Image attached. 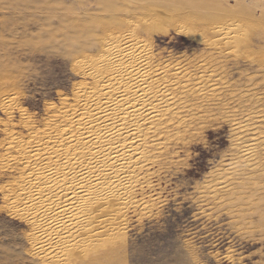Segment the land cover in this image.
Here are the masks:
<instances>
[{
  "label": "rangeland",
  "instance_id": "rangeland-1",
  "mask_svg": "<svg viewBox=\"0 0 264 264\" xmlns=\"http://www.w3.org/2000/svg\"><path fill=\"white\" fill-rule=\"evenodd\" d=\"M74 177L98 221L45 226ZM0 264H264V0H0Z\"/></svg>",
  "mask_w": 264,
  "mask_h": 264
},
{
  "label": "bare ground",
  "instance_id": "bare-ground-1",
  "mask_svg": "<svg viewBox=\"0 0 264 264\" xmlns=\"http://www.w3.org/2000/svg\"><path fill=\"white\" fill-rule=\"evenodd\" d=\"M203 6H205V4H203ZM209 7H210V6H209ZM213 7H214V5H213ZM207 9H208V8H207ZM234 18H235V17H234ZM238 18H239V17H237V19H238ZM243 19H244V18H243ZM221 21H222V20H221ZM242 21H243V20H242ZM250 22H251V21H250ZM216 24H218V23H216ZM155 25H156V24H155ZM155 25L153 24L154 27H155ZM248 25H249V24H248ZM156 26H157V25H156ZM239 26H240V25H239ZM242 26H243V25H242ZM157 27H158V26H157ZM155 29H156V28H155ZM157 29H158V28H157ZM231 29H232V28H231ZM152 30L154 31L153 28H152ZM247 30H248V29H247ZM156 31H157V30H156ZM156 31H155V32H156ZM155 32H154V33H155ZM159 33H160V32H159ZM114 36H115V35H114ZM121 36H123V35H121ZM125 37H126V36H125ZM126 38H127V37H126ZM129 38H130V37H129ZM135 38H136V36H135ZM130 39H131V38H130ZM130 39H129L127 42H130V43L132 42V43H133V42H134V40H133L134 37H133V39H131V40H130ZM122 40H123V38H122ZM122 40H121V41H122ZM241 40H242V39H241ZM123 41H124V40H123ZM111 42H113V40H111ZM121 43H122V42H121ZM124 43H125V42H124ZM124 43H123V44H124ZM228 43H229V42H228ZM112 45H113V44H112ZM117 45H118V44H117ZM126 45H127V44H126ZM132 45L134 46V44H132ZM114 46H115V45H114ZM127 46H128V45H127ZM110 47H111V46H109V48H110ZM130 47L132 48V46H130ZM139 47H140V46H139ZM143 47L145 48L144 45H143ZM121 48H122V46H116V47H112V48H111V49L113 50V55H112L113 58L110 59V60H111V62H113L114 64H117V63L121 62L122 58H124V60H125V57H127V55H128V54H125V52H124L123 49H121ZM141 48H142V47H141ZM126 50H127V49H126ZM139 50H141V49H139ZM144 50H145V49H144ZM127 52H129V50H128ZM141 53H142V52H141ZM144 53H145V51H144ZM131 54H133V53H131ZM110 55H111V54H110ZM135 55H136V53H135ZM135 55H134V56H135ZM141 55H142V54H141ZM128 56H129V55H128ZM130 56H131V55H130ZM136 56H137V55H136ZM144 56H145V55H144ZM146 56H147V55H146ZM146 56H145V57H146ZM108 58H109V57H108ZM110 58H111V57H110ZM133 58H136V57H133ZM142 59H143V58H142ZM150 60H151V59H150ZM105 61H106V60H105ZM127 61H128V60H127ZM134 61H135V60H134ZM146 62H147V57H146V59H144V60L136 61V62L134 63L135 65H133L132 69L130 68V72H129L130 76H127V77H131L132 80H135L136 83H137V85H139L140 83H142L141 81H143V80H141V79H144V78L146 79V75L149 74L148 72H144V67L148 64V63H146ZM113 63H112V65H113ZM126 63H127V62H126ZM127 64H128V63H127ZM129 64H130V63H129ZM109 65H110V64H109ZM130 65H131V64H130ZM120 66H121V65H120ZM126 67H127V66H126ZM130 67H131V66H130ZM147 67H148V66H147ZM147 67H146V68H147ZM114 68H115V67H114ZM120 68H121V67H120ZM116 69H117V68H116ZM124 69H125V68H124ZM147 69H148V68H147ZM150 69H151V68H150ZM122 70H123V68H122ZM128 70H129V69H128ZM151 70H152V69H151ZM101 71H102V70H101ZM101 71H100V72H101ZM119 71L121 72V70H119ZM154 71H155V70H154ZM122 72H123V71H122ZM101 73L103 74V72H101ZM112 73L114 74V70H113ZM123 73H124V72H123ZM129 74H128V75H129ZM94 75H95V74H94ZM122 75H123V74H122ZM103 76H104V75H102V77H103ZM99 77H100V76H99ZM102 77H100V78H102ZM114 77H115V76H114ZM150 77H151V76H150ZM150 77L147 78V79H151ZM103 78H104V77H103ZM110 78H111V77H110ZM112 78H113V76H112ZM120 78H121V77H120ZM120 78H119V79H120ZM124 78H125V77H124ZM131 78H129V79H131ZM116 79H118V78H116ZM120 80H121V79H120ZM123 80H124V79H123ZM129 81H130V80H128V83H130ZM148 81H149V80H148ZM118 82H119V80H118ZM123 82H124V81H123ZM126 82H127V80H126ZM145 82H147V81H145ZM116 83H117V81L115 82V84H116ZM186 83H187V82H186ZM111 84H112V83H111ZM119 84H120V82H119ZM126 84H127V83H126ZM113 85H114V84H113ZM127 85H128V84H127ZM135 85H136V84H135ZM162 85H163V84H162ZM117 86H118V85H117ZM120 86H121V85H120ZM124 86H125V85H124ZM132 86H133V85H132ZM139 86H140V85H139ZM115 87H116V86H115ZM125 87H127V86H125ZM166 87H167V86H166ZM170 87H171V86H170ZM123 88H124V87H123ZM147 88H149V87H147ZM112 89H113V88H112ZM144 89H145V88H144ZM153 89H154V88H153ZM117 90H118V87H117ZM122 90H123V89H122ZM149 90H150V89H148V92H149ZM142 91H143V90H142ZM128 92H129V91H128ZM146 92H147V91H146ZM143 93H144V92H143ZM149 93H150V92H149ZM112 94H113V92H112ZM112 94H110V96H111ZM136 94H137V93H136ZM138 94H139V93H138ZM141 94H142V93H141ZM144 94H145V93H144ZM151 94H152V93H151ZM151 94H150V95H151ZM158 94H159V93H158ZM164 94H165V93H164ZM168 94H169V93H168ZM124 95H125V94H124ZM128 95H130V94H128ZM148 95H149V94H148ZM148 95H146V96L148 97ZM150 95H149V96H150ZM138 96H140V95H138ZM142 96H143V94H142ZM146 96H145V97H146ZM111 97H113V96H111ZM111 97H110V98H111ZM125 97H126V96H125ZM127 97H128V96H127ZM127 97H126V98H127ZM129 97H130V96H129ZM136 97H137V96H136ZM174 97H175V96H174ZM108 98H109V97H108ZM132 98H133V97H132ZM101 99H103V98H101ZM113 99H115V98H113ZM119 99L121 100V97H120ZM128 99H129V98H128ZM165 99H166V98H165ZM103 100H104V99H103ZM110 100H111V99H110ZM137 100H138V99H137ZM137 100H136V101H137ZM142 100H144V98H143ZM142 100H141V101H142ZM148 100L150 101V99H148ZM99 101H100V103L102 102L100 99H99ZM126 101H127V100H126ZM141 101H139V102L141 103ZM95 102H96V101H95ZM105 102H107V101H105ZM108 102H110V101H108ZM111 102H112V100H111ZM123 102H125V101H123ZM144 102H145V101H144ZM152 102H154V100H153ZM116 103H117V102H116ZM121 103H122V102H121ZM133 103H134V102H133ZM135 103H137V102H135ZM147 103H148V102H147ZM93 104H94V103H93ZM98 104H99V103H98ZM111 104H112V103H111ZM127 104H129V103H127ZM142 104H143V102H142ZM105 105H106V103H105ZM107 105H110V104H107ZM122 105H123V104H122ZM125 105H126V104H125ZM138 105H140V104H138ZM175 105H176V104H175ZM101 106H102V103H101ZM155 106H156V105H155ZM161 106H162V105H161ZM182 106H183V105H182ZM90 107H91V106H90ZM105 107H106V106H105ZM114 107H115V106H113L112 108H114ZM146 107H147V106H146ZM149 107H150V106H149ZM151 107H152V106H151ZM97 108H99V107H97ZM128 108H131V105H130V107H128ZM138 108H139V106H138ZM156 108H157V107H156ZM159 108H160V107H159ZM99 109H100V108H99ZM103 109H104V108H103ZM105 109L108 110L107 108H105ZM109 109H110V108H109ZM115 109H116V108H115ZM117 109H118V108H117ZM120 109H121V108H119V111H120ZM122 109H123V106H122ZM122 109H121V110H122ZM162 109H163V108H162ZM106 110H103V111L107 112ZM125 110L127 111V109H125ZM131 110H132V109H131ZM99 111L101 112V110H99ZM109 111H110V110H109ZM114 111H115V110H114ZM119 111H117L118 114L120 113ZM135 111H137V110H135ZM135 111H132V112L134 113ZM141 111L144 112V110H141ZM141 111H140V112H141ZM152 111H153V110H152ZM152 111H151V112H152ZM154 111H155V110H154ZM110 112H111V111H110ZM110 112H107V113L109 114ZM123 112H124V111H123ZM123 112H122V113H123ZM145 112H147L146 109H145ZM155 112H157V111H155ZM127 113H128V112H127ZM130 113H131V112H130ZM148 113L150 114V112H148ZM108 114H103V116H104V115H108ZM120 114H121V113H120ZM128 114H129V113H128ZM149 114H148V116H149L150 118H152ZM159 114H161V113H159ZM159 114H157V115H159ZM98 115H99V113H98ZM98 115H96V116H98ZM112 115H114V114H112ZM115 115H116V113H115ZM123 115H125V114L123 113ZM123 115H122V116H123ZM133 115H134V114H133ZM136 115H137V114H136ZM151 115H153V114H151ZM85 116H86V115H85ZM85 116H84V118H85ZM100 116H101V114H100ZM131 116H132V114H130L129 117L131 118ZM161 116H162V115H161ZM90 117H91V116H90ZM110 117H111V115H110ZM110 117H109V118H110ZM115 117H116V116H115ZM120 117H121V116H120ZM141 117H142V116H141ZM157 117H158V116H157ZM101 118H102V116H101ZM104 118H105V117H104ZM127 118H128V116H127ZM134 118H135V116H134ZM150 118H149V119H150ZM154 118H156V116H155ZM88 119H89V118H88ZM94 119H95V118H94ZM97 119H98V118H97ZM110 119H111V118H110ZM110 119H108V121H109ZM116 119H117V118H116ZM136 119H139V118L136 117ZM136 119H135V120H136ZM146 119H147V118H146ZM159 119H160V118H159ZM98 120H99V119H98ZM101 120H102V119H101ZM111 120H112V119H111ZM132 120H134V119H132ZM132 120L130 119L131 122H132ZM139 120H140V119H139ZM139 120H138V121H139ZM147 120H148V119H147ZM147 120H145V121L148 123L149 120H148V121H147ZM150 120H151V119H150ZM93 121H94V120H93ZM117 121H118V119H117ZM117 121H116V122H117ZM127 121H129V118H128ZM143 121H144V116H143ZM143 121H142V123H143ZM151 121H153V119H152ZM89 122H90V120H89ZM94 122H95V121H94ZM103 122H104V121H103ZM116 122H115V123H116ZM120 122H121V119H120ZM120 122H118V123L120 124ZM136 122H137V121H136ZM140 122H141V121H140ZM140 122H139V123H140ZM107 123H109V122H107ZM107 123H106V124H107ZM118 123H117V124H118ZM132 123H133V122H132ZM235 123H236V122H235ZM85 124L87 125V123H85ZM91 124H94V123L91 122ZM95 124H96V123H95ZM109 124L112 125L113 123H112V124L109 123ZM117 124H116V125H117ZM121 124H122V122H121ZM126 124H127V123H126ZM128 124H130V123H128ZM150 124H151V123H150ZM244 124H245V123H244ZM74 125H75V124H74ZM98 125H99V124H98ZM102 125H103V124H102ZM102 125H100V128H99L98 130H101V128H102V130H103V128H104L105 125H103V126H102ZM144 125H145V122H144ZM154 125H155V124H154ZM91 126H92V125H89V127H91ZM107 126H108V125H107ZM114 126H115V124H114ZM114 126L112 125L113 128H116V127H114ZM123 126H124V125H123ZM129 126H131V125H129ZM132 126H135V125H132ZM132 126H131V127H132ZM137 126H138V123H137ZM139 126H140V125H139ZM142 126H143V125H142ZM74 127H75V126H74ZM98 127H99V126H98ZM110 127H111V126H110ZM135 127H136V126H135ZM82 128H83V127H82ZM107 128H109V127H107ZM113 128H112V129H113ZM121 128H122V127H121ZM129 128H130V127H129ZM136 128H137V127H136ZM70 129H71V128H70ZM109 129H110V128H109ZM123 129H124V128H123ZM127 129H128V128H127ZM87 130H88V129H87ZM98 130L96 129L95 131H98ZM102 130H101V131H102ZM107 130H108V129H107ZM115 130H116V129H115ZM125 130H126V128L124 129V131H125ZM120 131L122 132L123 130L120 129V130H117L116 132L119 133ZM124 131H123V132H124ZM73 132H74V131H73ZM91 132H92V131H91ZM91 132H90V133H91ZM98 132H99V131H98ZM102 132H103V131H102ZM106 132H109V131H106ZM110 132H111V131H110ZM129 132H130V131H129ZM131 132H132V131H131ZM135 132H136V131H135ZM140 132H141V131H140ZM100 133H101V132H100ZM125 133H126V132H125ZM82 134H83V132H82ZM87 134H88V133H87ZM98 134H99V133H98ZM98 134H97V135H98ZM107 134H108V133H107ZM131 134H132V133H131ZM140 134H141V133H140ZM104 135H105V134H104ZM109 135H111V134H109ZM109 135H108V136H109ZM116 135H117V134H116ZM134 135H135V133H134ZM76 136H77V135H76ZM88 136H89V134H88ZM88 136H87V138H88ZM99 136H100V137H99V141L104 140V139L101 137L102 134H100ZM105 136H106V135H105ZM125 136H126V135H125ZM130 136H131V135H130ZM136 136H137V135H136ZM138 136H139V135H138ZM148 136H149V135H148ZM153 136H154V135H153ZM71 137H73V136H71ZM90 137L93 138V136H90ZM110 137H111V136H110ZM122 137H123V136H122ZM64 138H65V137H64ZM91 138H88V139H89V142H90V139H91ZM106 138H107V136H106ZM131 138H132V137H131ZM137 138H138V137H137ZM54 139H55V138H54ZM75 139H76V138H75ZM80 139H81V138H80ZM109 139H110V138H108L107 140H109ZM125 139L127 140V137H126ZM70 140H71V139H70ZM73 140H74V139H73ZM107 140L105 139V141H107ZM120 140H122V139H120ZM123 140H124V139H123ZM137 140H138V139H137ZM47 141H48V140H47ZM68 141H69V140H68ZM99 141H98V142H99ZM110 141H111V140H109V143H110ZM117 141H118V140H117ZM128 141H129V140H128ZM85 142H86V141H85ZM85 142H84V143H85ZM112 142H113V141H111V144H112ZM131 142H132V141H131ZM145 142H146V141H145ZM72 143H73V142H72ZM82 143H83V142H82ZM91 143L93 144V143H94V140H93ZM100 143H101V142H100ZM107 143H108V142H107ZM117 143H118V142H117ZM125 143H127V142H125ZM48 144H49V143H48ZM60 144H61V143H60ZM78 144H79V143H78ZM87 144H89V143H88V140H87ZM98 144H99V143H98ZM98 144H97V145H98ZM104 144H105V143H104ZM104 144H103V145H104ZM114 144H115V143H114ZM119 144H120V143H119ZM144 144H145V143H144ZM61 145H64V144H61ZM73 145H74V144H73ZM84 145H85V144H84ZM97 145H96V146H97ZM99 145H100V144H99ZM115 145H116V144H115ZM121 145H122V144H120V146H121ZM56 146H57V145H56ZM88 146H89V145H88ZM90 146H91V144H90ZM92 146H93V145H92ZM94 146H95V143H94ZM113 146H114V145H113ZM158 146H159V145H158ZM74 147H75V146H74ZM98 147H99V146H98ZM101 147H102V144H101ZM106 147H108V146L106 145ZM122 147H123V145H122ZM122 147H119V146L111 147V149L109 148V149H110V153L107 154V152L105 151L107 155L103 152V155H105L103 158H105V159L100 158V153H99V156H98L97 158L94 157V159L96 158V159H98L100 162H102V163L104 162L105 165H106L108 159H110V158H111V159H114V157H112V156H114V155H112V154H115V153L120 154V153H122L123 150L120 149V148H122ZM95 148H96V147H95ZM95 148L92 147V150H90V151L92 152L93 150H96ZM99 148H100V147H99ZM99 148H98V149H99ZM83 149H84V148H83ZM86 149H88V148H86ZM102 149H103V148H102ZM128 149H129V148H128ZM128 149H127V151H128ZM55 150H56V149H55ZM66 150H67V149H66ZM99 150H100V149H99ZM106 150H107V149H106ZM125 150H126V148H125ZM130 150H132V149H130ZM130 150H129V151H130ZM142 150H143V149H142ZM74 151H75V150H74ZM83 151H84V150H83ZM108 151H109V150H108ZM76 152H77V151H76ZM81 152H82V151H81ZM97 152H98V151H97ZM99 152H100V151H99ZM61 153H62V152H61ZM83 153H84V152H83ZM86 153H87V152H86ZM68 154H69V152H68ZM73 154H74V152H73ZM76 155H77V154H76ZM80 155H81V154H80ZM83 155H84V154H83ZM111 155H112V156H111ZM126 155H127V154H126V152H125V153H123V154L118 155V156L115 158L116 160L114 159V160L116 161V164H118V166H119V163H117L118 158L121 157V156L126 158ZM74 156H75V155H74ZM74 156H73V157H74ZM94 156H95V155H94ZM59 157H60V156H59ZM75 157H76V156H75ZM83 157H85V156H83ZM129 157H130V156H129ZM71 158H72V157H71ZM87 158H89V156H88ZM91 158H92V157H91ZM62 159H64V158H62ZM67 159H68V158H67ZM67 159H66V160H67ZM79 159H80V158H79ZM85 159H86V158H85ZM89 159H90V158H89ZM111 159H110V160H111ZM120 159H121V158H120ZM120 159H119V160H120ZM66 160H65V161H66ZM68 160H69V159H68ZM83 160H84V159H82V161H83ZM86 160H87V159H86ZM86 160H85V161H86ZM114 160H113V161H114ZM119 160H118V162H120ZM140 160H141V159H140ZM58 161H59V160H58ZM60 161H61V160H60ZM62 161H63V160H62ZM71 161H72V160H71ZM74 161H75V160H74ZM80 161H81V160H80ZM90 161H91V160H90ZM96 161H97V160H96ZM83 162H84V161H83ZM86 162H87V161H86ZM97 162H98V161H97ZM108 162H109V161H108ZM121 162H122V159H121ZM146 162H147V161H146ZM60 163H61V162H60ZM64 163H65V162H64ZM69 163H70V162H69ZM71 163H72V162H71ZM77 163H78V162H76V165H77ZM98 163H99V162H98ZM102 163H101V164H102ZM135 163H136V162H135ZM248 163H249V162H248ZM62 164H63V163H62ZM65 164H67V163H65ZM93 164H97V163H96V162H95V163L93 162ZM108 164H109V163H108ZM70 165L72 166V164H70ZM70 165H69V166H70ZM73 165H74V164H73ZM79 165H80L81 168H82L83 166H84V168H85V165H84V164L81 163V164H79ZM79 165H78V166H79ZM120 165H121V164H120ZM124 165H125V164H124ZM59 166H61V165H59ZM69 166H68V167H69ZM87 166H88V163H87ZM108 166H109V165H108ZM110 166H111V165H110ZM110 166H109V167H110ZM112 166H113V164H112ZM112 166H111V168L114 167V166H113V167H112ZM115 166H116V165H115ZM118 166H117V167H118ZM122 166H123V165H122ZM132 166H133V165H132ZM74 167H75V165H74ZM74 167H73V168H74ZM76 167H77V166H76ZM91 167H93V166H91ZM101 167H102V166H101ZM105 167H106V166H105ZM109 167H108V168H109ZM123 167H124V166H123ZM136 167H137V166H136ZM69 168H70V167H69ZM69 168H68V169H69ZM71 168H72V167H71ZM81 168H80V169H81ZM84 168H83V169H84ZM88 168H89V167H88ZM93 168H94V167H93ZM96 168H98V166H97ZM121 168H122V167H121ZM128 168H129V167H128ZM76 169H78V168H76ZM109 169H110V168H109ZM113 169H114V168H113ZM125 169H126V168H125ZM69 170H70V169H69ZM69 170H68V171H69ZM90 170H92V172L94 171V170L91 169V168H89V171H88V170H86V171L90 172ZM105 170H106V168H105ZM107 170H108V169H107ZM111 170H112V169H111ZM129 170H130V169H129ZM134 170H135V169H134ZM61 171H62V170H61ZM65 171H66V170H65ZM76 171H77V170H76ZM113 171H114V170H113ZM113 171H111V172H113ZM120 171H121V170H120ZM57 172H58V171H57ZM74 172H75V171H74ZM82 172L84 173L85 171H82ZM92 172H90V173L92 174ZM109 172H110V171H108V174H110ZM116 172H117V170L115 169V173H116ZM59 173H61V172H59ZM63 173H64V172H63ZM77 173H78V172H77ZM83 173H82V174H83ZM93 173H94V175H96L95 177H97L98 179H100V178L102 179V177H103V176H102V173H103V172H102V168L95 169V171H94ZM117 173H118V172H117ZM126 173H127L128 177H132V178H133V177L135 176V175H134L132 172H130V171H127ZM135 173H136V172H135ZM52 174H53V173H52ZM57 174H58V173H57ZM57 174H56V175H57ZM66 174H67V173H66ZM75 174H76V172H75ZM75 174H74V175H75ZM108 174H106V175H104V176H106V178H107V175H108ZM113 174H114V173H113ZM121 174H122V173H121ZM121 174H120V175H121ZM123 174H124V173H123ZM132 174H133L134 176H132ZM50 175H51V174H50ZM50 175H49V176H50ZM67 175H68V174H67ZM92 175H93V174H92ZM94 175H93V176H94ZM114 175H115V174H114ZM114 175H112V177H113ZM124 175H125V174H124ZM46 176H47V175H46ZM49 176H47V177H49ZM52 176H54V175H52ZM52 176H51V177H52ZM60 176H62V175L60 174ZM60 176H59V177H60ZM76 176H77V175H76ZM76 176H75V177H76ZM93 176H91L89 173L86 172V173L83 174V177L81 178V180L83 181L84 179H87L88 177H93ZM101 176H102V177H101ZM108 176H109V175H108ZM30 177H31V176H30ZM62 177H63V176H62ZM65 177H66V176H65ZM69 177H70V176H69ZM71 177L73 178V176H71ZM71 177H70V179H71ZM75 177H74L75 182H74V183L71 182V183H72L71 186H70L69 184H68L69 186H66V187L60 185L61 187L59 188V189H62V191L59 192V193H61V197H60L59 199H63V198H65V197H68V199H66L64 202H58L57 204H55V205H53V206H49V207L47 206L46 210L44 209L45 212H43L44 210L42 211L43 213H45V215H43L44 221H45V223H47V224H45V226H46V225H53L55 222H58L60 225H62V223L65 221L64 218H66V216H67L68 214H70V213H71L72 215L74 214V217H75L76 219H78L77 221H79V222H78L77 228H78V231H80V232H82V230H88V228H91L92 225H94V224L96 223V221H98V220H97L98 217H97L96 214H95V210H96V209H95L94 207H95L96 204H99V203H95V201H94V203H93V201L89 200L90 198H89L88 200H84L85 196L82 195V194L85 193V190H86V189L84 190V188H81V187H80V186H82V182H80V181H81L80 179H79V180H80V181H79V180L76 179ZM80 177H81V176H80ZM80 177H79V178H80ZM95 177H94V178H95ZM99 177H100V178H99ZM115 177H117V176H115ZM118 177H119V176H118ZM121 177H122V176H121ZM128 177H127V178H128ZM63 178H64V177H63ZM63 178H61V179H63ZM67 178H68V177H67ZM67 178H65V180H66ZM119 178H120V177H119ZM48 179H49V178H48ZM52 179H54V178H52ZM88 179H89V178H88ZM98 179H96V180H98ZM103 179H105V178H103ZM115 179H116V178H115ZM117 179H118V178H117ZM94 180H95V179H94ZM94 180H92V181H94ZM110 180H111V178H110ZM118 180H119V179H118ZM118 180H117V181H118ZM126 180L128 181V179H126V177L123 176V177L120 179V181H118V182L124 184V182H125ZM131 180H132V179H131ZM60 181H61V180H60ZM66 181H67V180H66ZM72 181H73V180H72ZM104 181H105V180H104ZM104 181H103V182H104ZM106 181H107V179H106ZM108 181H109V179H108ZM112 181H113V179H112ZM127 181H126V182H127ZM54 182H56V181H54ZM54 182H53V183H54ZM85 182H87V181H85ZM89 182H90V181H89ZM94 182H96V181H94ZM97 182H98V181H97ZM97 182H96V183H97ZM100 182H101V181H100ZM100 182H98L97 184L94 183V187H95V189H94V187H93V188L91 187V185H92L91 183H90L91 185H88V183H87V185H88L89 187H87V186H86V183H84V184H85V187L88 188V189L86 190V191H87L86 193H88L89 196H90V195H93V194H94V196H95V192L97 191V190H96L97 188H96L95 185H98ZM126 182H125V183H126ZM57 183H58V182H57ZM59 183H60V182H59ZM106 183H108V182H105V184H106ZM109 183H110V182H109ZM114 183H115V182H114ZM130 183H131V182H130ZM61 184H62V181H61ZM63 184H64V181H63ZM84 184H83V185H84ZM115 184H117V183H115ZM122 184H121V185H122ZM56 185H57V184H56ZM108 185H109V184H108ZM112 185H113V184H112ZM112 185H110V186L113 187ZM119 185H120V184H119ZM125 185H126V184H125ZM40 186H41V185H40ZM45 186H46V185H45ZM99 186H101V184H100ZM102 186H103V185H102ZM102 186H101L100 188L98 187V189H99V190H100V189H101V190H102V189H105V187L102 188ZM114 186H115V185H114ZM117 186H118V185H117ZM49 187H51V185H50ZM49 187H48V189H50ZM53 187L55 188V186H53ZM82 187H83V186H82ZM106 187H107V186H106ZM129 187H131V185H130V186H127V185L125 186V189H124V190L126 191V196L128 195V192H129V190H130ZM109 188H110V187H108V189H109ZM120 188H121V186H120ZM46 189H47V187H46ZM59 189H58V190H59ZM79 189H81V191H78ZM93 189L96 190V191L94 192ZM106 189H107V188H106ZM115 189H116V187H115ZM118 189H119V186H118ZM118 189L116 190V193H118V192H117ZM52 190H53V189H52ZM72 190H75V191H72ZM99 190H98V192L101 191V190H100V191H99ZM111 190H112V188L110 189V191H111ZM59 191H60V190H59ZM110 191H109V192H110ZM119 191H121V190L119 189ZM125 191H124V192H125ZM53 192L55 193V190H54ZM56 192H57V191H56ZM102 192H103V194H104V192H106V191L102 190ZM102 192H101V193H102ZM107 192H108V190H107ZM111 192H112V191H111ZM121 192H122V191H121ZM33 193H34V192H33ZM101 193H100V194H101ZM112 193H113V192H112ZM42 194H43V193H42ZM55 194H57V193H55ZM107 194H109V193H107ZM119 194H120V193H119ZM31 195H32V194H31ZM58 195H59V194H58ZM116 195H117V194H116ZM116 195H115V196H116ZM41 196H42V195H41ZM47 196H48V195H47ZM86 196H87V195H86ZM97 196H98V194H97ZM105 196H106V194H105ZM105 196H104V197H105ZM108 196H109V195H108ZM108 196H106L107 198H104V197H103V199H101V200H99V201H101V203H102V202H105V201L108 202V200L110 201L111 198L109 199ZM115 196H112V197L114 198ZM43 197H44V196H43ZM45 197H46V195H45ZM56 197H57V195H56ZM110 197H111V196H110ZM118 197H121V196L118 195ZM118 197H116V199L120 200ZM94 198H95V197H94ZM101 198H102V197H101ZM124 198H125V197H124ZM124 198H123V199H124ZM128 198H129V197H128ZM86 199H87V198H86ZM123 199H122V200H123ZM129 199H130V198H129ZM111 200H113V199H111ZM114 200H115V199H114ZM114 200H113V201H114ZM96 201H97V198H96ZM124 201L126 202V198H125ZM35 202H36V201H35ZM44 202H45V201H44ZM119 202H120V201H119ZM36 203L38 204V201H37ZM63 203H64V204L66 203V206H67L68 208H65V207H66L65 205H63V207H61L60 205L63 204ZM35 205H36V204H35ZM124 205H125V204H124ZM45 206H46V204L44 205V208H45ZM64 208H65V209H64ZM71 211H72V212H71ZM38 212H39V211H38ZM39 214H40V213H39ZM90 214H91V215L95 214V215H94V217H90V216H88V215H90ZM64 216H65V217H64ZM87 216L90 217V218H93V222H92L90 225H87L88 228L85 227L84 222L81 221V218H83V217H87ZM40 217H42V216H40ZM70 217H71V216H70ZM90 218H89V220L91 221L92 219H90ZM66 219H67V218H66ZM71 219H72V218H71ZM71 219H69L70 222H71ZM87 219H88V218H87ZM87 219H86V220H87ZM67 220H68V219H67ZM69 220H68V221H69ZM73 220H74V219H73ZM86 220H85V221H86ZM89 220H88V221H89ZM68 221H67V222H68ZM90 221H89V222H90ZM43 224H44V223H43ZM63 224H64V223H63ZM74 224H76L75 221H74ZM86 224H87V223H86ZM71 226L74 227V226H73V223H72ZM75 226H76V225H75ZM72 229H74V228H72ZM75 229H76V228H75ZM44 231H45V230H44ZM75 231H76V230H75ZM80 232H79V233H80ZM82 233H83V232H82ZM82 233H81V234H82Z\"/></svg>",
  "mask_w": 264,
  "mask_h": 264
}]
</instances>
